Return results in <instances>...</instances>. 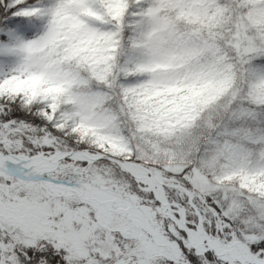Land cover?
<instances>
[{"label": "snow or ice", "instance_id": "obj_1", "mask_svg": "<svg viewBox=\"0 0 264 264\" xmlns=\"http://www.w3.org/2000/svg\"><path fill=\"white\" fill-rule=\"evenodd\" d=\"M0 264H264V0H0Z\"/></svg>", "mask_w": 264, "mask_h": 264}]
</instances>
